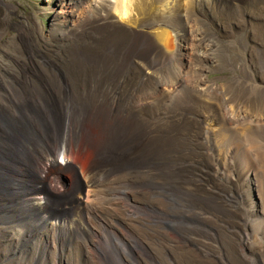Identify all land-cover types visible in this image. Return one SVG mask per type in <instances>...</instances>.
Wrapping results in <instances>:
<instances>
[{
  "label": "bare ground",
  "instance_id": "1",
  "mask_svg": "<svg viewBox=\"0 0 264 264\" xmlns=\"http://www.w3.org/2000/svg\"><path fill=\"white\" fill-rule=\"evenodd\" d=\"M230 1L210 3L216 7ZM112 3L111 14L105 15L103 22L124 23L135 34L123 50L118 47L119 38L117 44L113 43L119 48L117 51L113 46L112 54L108 50V55L101 53L94 58L96 68L87 70L89 83L76 86L59 73L57 79L46 77L44 82L35 76L38 82L28 86L0 85V166L5 167V172L1 170L2 179L13 170L12 165L19 163L21 167L15 170V176L25 173L31 177L28 189L21 191V195L0 194V240H6L11 247L14 238L18 249L7 254L14 264H57L56 257L65 260V253L68 254L67 250H61L74 244L71 236L75 237V244L84 245L79 254L81 260L72 264H149L147 258L139 259L137 254L133 260L130 258V263L117 260L118 246H124L119 240L121 233L129 235L134 246L130 249L139 252V245L148 240L150 249L160 257L159 248L164 243L172 250L175 240L181 243L190 239L185 235L192 232L189 222L192 216L203 224L219 220L225 210L224 201L195 179L199 170H194L205 165L208 152L202 145L205 142L217 145L219 126L229 132L235 121L220 113V107L214 110L215 117L210 115L213 109L209 110L211 107L204 102L201 105L205 112L202 109L195 113L192 106H187L191 110L182 107L179 112H163L158 100L144 101L137 96V87L129 89L128 62L138 53H146L155 63L167 53L162 47L172 44L171 12L162 9L155 0ZM158 50L162 53L156 57ZM245 150L242 172H237L226 152L222 155L218 151L213 161L216 170L235 168L239 179H249L256 186V169L248 162L251 156ZM59 171L68 173L76 182L81 178L82 190L75 193L68 205L46 208L45 202L55 207L54 199H47L45 187L40 183L51 175L50 189L60 192L68 183L61 179L64 185H59L56 179ZM33 183L38 185L39 194L30 188ZM0 190L4 193L5 186L0 184ZM119 216L126 228H118L116 236L95 233L101 232L103 222L111 225ZM170 219L176 221L177 228L167 224ZM178 227L186 233L178 232ZM24 239V246L20 247Z\"/></svg>",
  "mask_w": 264,
  "mask_h": 264
},
{
  "label": "rangeland",
  "instance_id": "2",
  "mask_svg": "<svg viewBox=\"0 0 264 264\" xmlns=\"http://www.w3.org/2000/svg\"><path fill=\"white\" fill-rule=\"evenodd\" d=\"M112 2L113 0H0V85L18 83L28 86L38 82L36 77L40 76L44 82L46 77L57 79L59 73L66 75L67 80L76 86L89 83L88 69L96 68L94 58L101 53L108 55V50L112 54L114 47L117 48L116 51L119 48L123 50L131 43L135 34L134 29L124 23L103 22L107 14H111ZM155 2L161 4L162 9L171 12L172 27L169 32L172 44L162 47L166 48L167 53L162 59L155 58V63L150 55L146 57V53L134 56L128 62L126 86L129 89L137 87L136 94L144 101L158 100L163 112H179L192 106L191 109H195L196 113L207 105L208 108L211 107L209 110L213 109L209 112L210 115L215 117L214 110L220 107V113L235 121V126L229 132L228 128L219 126L217 145L213 142L202 145L208 152L203 162L205 165L200 169L195 167L194 170H199L194 174L195 179L211 189L221 202L224 201V209L229 211L223 209L217 222L211 220L203 224L192 216L189 221L192 232L189 233L190 236L185 235L190 239L181 243L175 240L176 248L172 247V250L164 243L159 248L160 257L150 249L148 240L142 241L139 252L132 250L134 246L129 235L121 233L119 240L124 246H120L126 251L117 245V260L130 263V258L133 260L137 254L139 259L147 258L149 264H264V0H231L229 4L216 7L212 6L211 0ZM146 27L145 30L149 29ZM118 39L121 41L119 48L113 45L118 43ZM161 53L158 50L156 57ZM111 54L109 53L115 58ZM195 103H198V107ZM244 149L251 156L248 162L256 169V186L252 180L251 183L249 179H239L236 176V169L237 172L243 171V153L247 155ZM218 151L222 155L225 152L230 155L236 169L228 168L224 172L216 170L213 155L216 156ZM12 166L13 170L5 179L1 175V170L5 172V167L0 166V184L5 186L4 193L0 190V194L4 196L21 195V191L28 189V182L31 180L25 173L18 176L19 179L15 176L14 172L20 169L21 163ZM56 175L59 176L56 178L59 179V185H64V182L60 183L61 179L68 184L60 192H56L50 189L48 177L51 175L40 183L45 187L47 199H54L55 207L45 202L46 208L58 209L68 205L75 193L82 190L79 188L83 185L81 178L76 182V179L70 178L63 171ZM34 178L35 175L32 174V179ZM30 188L37 192L38 185L33 183ZM173 220H168L167 224L177 228L176 221L172 222ZM101 225V232H95L94 227L95 233L116 236L118 228H126L120 216L111 221V225L106 222ZM177 231L186 233L179 230V227ZM166 233L165 236L168 235L169 238V232ZM71 239L74 244L61 250H67L68 254L65 253V260H60L63 257H56L57 264H72L73 261L81 260L82 256L79 254L84 245L75 244L74 236ZM132 239L135 240L134 237ZM24 241L25 239L20 242V247L24 246ZM14 242V238L11 239L13 246L10 247L6 240H0V264H14L8 257L11 250L13 253L18 249ZM90 242L88 240L89 244Z\"/></svg>",
  "mask_w": 264,
  "mask_h": 264
}]
</instances>
